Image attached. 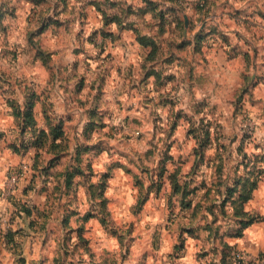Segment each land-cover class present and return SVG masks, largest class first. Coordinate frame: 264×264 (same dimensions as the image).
<instances>
[{
    "label": "clouds",
    "instance_id": "9594fccd",
    "mask_svg": "<svg viewBox=\"0 0 264 264\" xmlns=\"http://www.w3.org/2000/svg\"><path fill=\"white\" fill-rule=\"evenodd\" d=\"M0 264H264V0H0Z\"/></svg>",
    "mask_w": 264,
    "mask_h": 264
}]
</instances>
